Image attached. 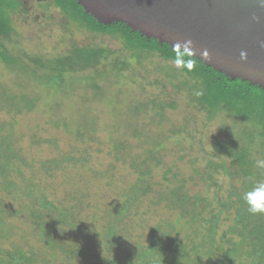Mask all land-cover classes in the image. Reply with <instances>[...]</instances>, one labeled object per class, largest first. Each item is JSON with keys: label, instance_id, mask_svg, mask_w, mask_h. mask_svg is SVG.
<instances>
[{"label": "trees", "instance_id": "trees-1", "mask_svg": "<svg viewBox=\"0 0 264 264\" xmlns=\"http://www.w3.org/2000/svg\"><path fill=\"white\" fill-rule=\"evenodd\" d=\"M49 1L80 27L119 38L131 58L116 57L106 47L72 43L63 55L26 54L24 62L16 59L14 64H23L20 69L28 68L35 81L48 91L57 93L76 86L77 80H87L103 95L96 79L108 73L124 77L123 72L131 69L132 60L141 64L146 53H157L166 61L174 59L173 46L147 38L125 22H99L77 0ZM16 7L17 0H0L3 56L9 54V45L19 41L7 15L8 9ZM193 59L195 66L191 71L180 67L185 78L182 86L188 89L189 100L205 111L209 120L222 113L236 120L235 124L223 128V138L215 140L210 150L199 141L197 160L200 163L193 161L196 163L193 177L200 179L202 189L194 194L185 178L166 165L164 181L154 189L152 169L164 163L159 153L161 148L150 147L146 157H139L140 174L136 182L122 194L117 206L110 205L103 214L93 213L95 222L86 230L83 227L86 219L78 215L79 204L35 195L32 186L23 188L11 178L10 172L19 167L22 157L7 138L2 140L0 188L9 195L20 192L30 198L32 205L28 212L34 231L46 248L55 252L53 256L59 258L55 264H264V214L249 213L243 199L255 184L264 182V168L257 166L258 160H264V87L238 77L233 79L197 57ZM108 60H111L110 70L98 72ZM83 72L88 74L80 77ZM7 97L16 104L15 95L9 93ZM149 104L161 111L165 108L156 100ZM185 130L181 128L180 133ZM63 159L54 160L51 166L58 168L71 161L69 157ZM222 177L228 180V186ZM149 201L150 207L169 211L170 216L162 215L148 225V241L138 244L130 238L137 225L149 218L148 209H141ZM6 217V208L0 203V230L10 233ZM226 221L227 228L221 230ZM38 252L22 248L8 253L0 251V264H38L39 258L43 261L40 264L48 263Z\"/></svg>", "mask_w": 264, "mask_h": 264}, {"label": "rangeland", "instance_id": "rangeland-1", "mask_svg": "<svg viewBox=\"0 0 264 264\" xmlns=\"http://www.w3.org/2000/svg\"><path fill=\"white\" fill-rule=\"evenodd\" d=\"M17 2L18 7L8 9L7 15L19 41L8 46L7 56L0 52V143L7 138L22 157L19 167L10 172L11 178L23 188L32 186L35 195L79 204L78 215L86 219V230L95 222L93 213L103 214L110 205L117 206L122 194L136 182L139 157H146L150 147L161 148L164 163L152 169L154 189L162 185L166 165L185 178L191 193L201 191L200 179L193 177V161L200 163L199 141L210 150L215 140L223 138V128L236 120L224 113L209 120L205 111L189 100L180 67L157 53H146L141 64L132 60L124 77L108 73L97 78L103 95L87 80H77L76 86L57 93L48 91L28 68L21 70L23 64H14L16 59L24 62L26 54L63 55L72 43L106 47L120 58H131L130 52L119 38L93 33L69 21L49 0ZM110 63L105 61L98 72L110 70ZM9 93L15 95L16 104L7 97ZM153 100L163 103L164 110L152 108L149 103ZM181 128L187 136L180 133ZM64 157L71 161L58 168L51 166ZM222 181L228 186L226 178ZM7 193L0 188L6 228L10 229V233L0 230V251H39L48 260L43 264H55L59 258L34 231L28 212L30 198L20 192ZM141 209H148L149 218L137 225L130 238L138 244L148 241V225L162 215L170 216L169 211L150 207V201ZM227 225L228 221L223 222L220 229Z\"/></svg>", "mask_w": 264, "mask_h": 264}, {"label": "water", "instance_id": "water-1", "mask_svg": "<svg viewBox=\"0 0 264 264\" xmlns=\"http://www.w3.org/2000/svg\"><path fill=\"white\" fill-rule=\"evenodd\" d=\"M77 1L99 22H125L160 43L191 40L206 65L264 87V0Z\"/></svg>", "mask_w": 264, "mask_h": 264}, {"label": "clouds", "instance_id": "clouds-1", "mask_svg": "<svg viewBox=\"0 0 264 264\" xmlns=\"http://www.w3.org/2000/svg\"><path fill=\"white\" fill-rule=\"evenodd\" d=\"M173 52L175 54L173 63L177 67H186L191 71L195 66V60L193 57L197 55L196 49L191 40H186L182 42H177L173 45ZM203 59H207L209 53L207 50H204L201 53ZM241 58L246 59L247 53L242 51ZM202 93H197L201 95ZM257 166L264 168V160H258ZM246 205L247 211L253 215L264 214V182H258L255 184L251 191L244 194L243 197Z\"/></svg>", "mask_w": 264, "mask_h": 264}]
</instances>
